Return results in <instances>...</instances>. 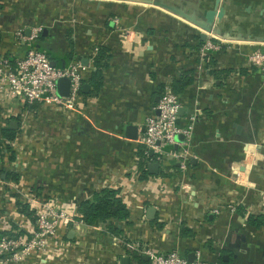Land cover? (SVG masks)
Listing matches in <instances>:
<instances>
[{"label": "crops", "instance_id": "1", "mask_svg": "<svg viewBox=\"0 0 264 264\" xmlns=\"http://www.w3.org/2000/svg\"><path fill=\"white\" fill-rule=\"evenodd\" d=\"M165 1L203 19L223 14L203 41L199 27L144 3L0 0V58L15 62L32 46L64 66L88 59L89 84L99 49L111 57L100 93L90 95L91 86L83 93L81 115L29 105L24 97L0 99L1 127L18 122L11 142L16 160L0 153V237L28 232L33 216L19 204L30 190L79 207L114 189L131 213L117 224L119 236L106 234L101 223L61 229L68 258L11 264H122V257L153 264L147 249L206 264H264V226L248 223L249 215H264V72L248 61L264 51V0ZM37 28L41 39L31 42ZM126 29L143 34L145 48L137 55L122 50ZM189 71L194 82L179 94L183 132L175 145L162 147L180 157L140 156L148 117L157 114L165 88ZM152 163L160 165L156 175L148 171ZM8 172L19 180H8Z\"/></svg>", "mask_w": 264, "mask_h": 264}, {"label": "built area", "instance_id": "2", "mask_svg": "<svg viewBox=\"0 0 264 264\" xmlns=\"http://www.w3.org/2000/svg\"><path fill=\"white\" fill-rule=\"evenodd\" d=\"M41 33L42 28H37L30 36V41L37 40ZM143 38V34L139 31L123 30L120 35L122 50L128 54H139L145 48ZM209 48H213V45L209 44ZM248 61L264 72V51L249 54ZM86 69L81 62L70 63L65 68L53 67L52 59L45 52L31 46L27 54L15 62L8 57L0 58V99L24 97L29 105L58 108L69 115H81L83 111L78 105L83 98ZM64 78L71 82L68 97L58 94V81ZM180 108L179 95L173 91L171 85L167 86L155 108L157 114L148 117L139 140V143L145 147L147 157L148 152L151 151L165 157H180L176 153H166L162 148L164 144L175 145L177 135L183 132L177 125ZM236 182L239 183V180L237 179ZM246 183V181L242 182L247 185ZM260 197V203L264 208V191H261ZM24 201L32 212L34 220L24 235L19 237L6 235L0 239V264L26 263L31 257L38 261L55 260L62 255L68 258L70 254L62 239L61 229H68L78 222L77 204L58 198H47L39 195L35 190L28 191ZM228 211L235 213L236 207L230 205ZM213 213L220 215L221 211L216 208ZM9 231L11 232V229ZM143 253L153 264H206L199 258L190 262L177 251L160 253L147 249Z\"/></svg>", "mask_w": 264, "mask_h": 264}, {"label": "trees", "instance_id": "3", "mask_svg": "<svg viewBox=\"0 0 264 264\" xmlns=\"http://www.w3.org/2000/svg\"><path fill=\"white\" fill-rule=\"evenodd\" d=\"M41 52H45L50 58H52L49 52L44 50H41ZM71 55L72 54H70V57ZM110 58L111 57L107 54L106 49H99L97 56L94 58L95 68L90 73V79L87 81L91 86L90 95H98L100 93L104 82V70L109 67ZM68 65L64 66L62 61H58V66L60 68H65ZM182 76L179 79L174 80L171 85L173 91L177 95L182 93L188 86L192 85L194 82L193 71L186 72L185 78H182ZM85 83L86 82H84V85ZM10 124L5 127H1L0 125V153L3 150L6 151L4 154H11L10 160L15 161L16 156L12 149L11 142L16 139L18 130L12 129L10 127ZM140 156H143L148 160L154 159V157L151 156L150 152H148V157L146 156L145 149L140 152ZM145 175H147V171H145ZM7 179L17 182L19 180V177L16 174L8 172ZM19 208L22 213L29 215L30 210L26 204H19ZM78 212L79 216L76 219L78 222H81L88 226H94L101 223L105 227L106 234L114 236L122 235L123 231L119 229V227H117V224L122 221L128 220L131 215L127 204L120 196V192L118 190L108 188L95 193L91 199L83 201L78 207ZM32 220H34L33 217ZM248 223L253 227L260 228L261 226H264V215H260L257 217L254 215H249ZM181 232L183 235L187 232V230L182 229ZM4 236L5 234H2L0 239H2Z\"/></svg>", "mask_w": 264, "mask_h": 264}, {"label": "water", "instance_id": "4", "mask_svg": "<svg viewBox=\"0 0 264 264\" xmlns=\"http://www.w3.org/2000/svg\"><path fill=\"white\" fill-rule=\"evenodd\" d=\"M109 1H123V2H135V3H144L147 5H153V6H157L160 7L162 9H165L171 13H174L176 15H178L179 17L185 19L186 21H188L189 23L199 27L200 29H202L205 34L202 35V39L203 41H205L207 39V35L206 34H210L213 32L214 30V21L215 19H221L223 12L221 10H216L214 12V19H203L200 18L195 12H187L185 9L178 7L174 4H170L168 2H166L165 0H109ZM31 32V31H30ZM46 33V31H45ZM83 64L85 66H88V59H85L83 61ZM52 66L53 67H58V61L57 60H52ZM70 87H71V82L69 79L64 78L58 81V94L62 97H68L70 94ZM90 92V85L89 84H85L83 86V93L84 94H88ZM10 127L14 130L18 129V122L13 121L10 124ZM152 154H154V151H151ZM159 168L160 165L158 163H152L148 166V171L150 174L152 175H156L159 173ZM244 170V169H243ZM3 178H5V176H3ZM150 213H154V209L151 208L149 209ZM73 232L70 233V238L72 237ZM255 245L251 246V257L254 256L255 253ZM196 258L194 257H189L188 260L190 262H193ZM130 262V258L129 257H122L121 259V263L122 264H129Z\"/></svg>", "mask_w": 264, "mask_h": 264}]
</instances>
